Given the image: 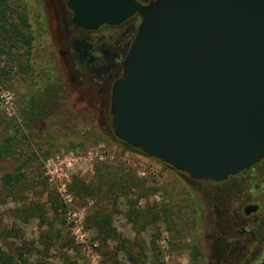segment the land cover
Segmentation results:
<instances>
[{
  "label": "rangeland",
  "instance_id": "obj_1",
  "mask_svg": "<svg viewBox=\"0 0 264 264\" xmlns=\"http://www.w3.org/2000/svg\"><path fill=\"white\" fill-rule=\"evenodd\" d=\"M9 3L24 10L33 41L8 55L0 42V145L18 132L14 154L0 158V264L260 263L258 239L235 232L247 228L246 205L261 207L253 218L264 214V163L214 185L115 144L99 116L94 128L88 117L69 124L44 113L63 92L80 109L57 58L56 25L47 0ZM31 106L42 115H29ZM20 167L24 183L4 188L2 177Z\"/></svg>",
  "mask_w": 264,
  "mask_h": 264
},
{
  "label": "water",
  "instance_id": "obj_2",
  "mask_svg": "<svg viewBox=\"0 0 264 264\" xmlns=\"http://www.w3.org/2000/svg\"><path fill=\"white\" fill-rule=\"evenodd\" d=\"M68 7L86 30L141 18L111 94L120 140L217 183L264 160V0H69Z\"/></svg>",
  "mask_w": 264,
  "mask_h": 264
},
{
  "label": "flooded vegetation",
  "instance_id": "obj_3",
  "mask_svg": "<svg viewBox=\"0 0 264 264\" xmlns=\"http://www.w3.org/2000/svg\"><path fill=\"white\" fill-rule=\"evenodd\" d=\"M68 1L47 0L49 16L56 25L52 40L58 49L57 58L66 68L69 88L76 96L80 109L76 106L75 108L71 107L67 98L70 97V94L63 92L65 96L62 95L60 98L53 96L52 102L45 105L43 112H48L50 115L53 112L57 113L61 117H65V121L69 124L74 122L77 124L81 117H88L91 119L92 127L95 128L100 125L101 130L106 131L108 135H112L110 132L112 130L114 133V127L111 115V94L113 88L125 73L123 63L138 32L141 18L138 14H135L119 25H102L96 30H86L73 24L74 15L68 7ZM135 1L147 6L156 0ZM37 109L35 107L30 108L29 115L41 116L42 114L36 112ZM96 116L101 117L103 120L99 125L93 120ZM262 163H264V160H261L250 170L238 175L249 173ZM235 176H229L219 183L211 180L207 181L214 185H220ZM225 204L230 206L229 215H235L238 221H241L240 208L234 212L231 211V205L234 204L233 200L230 202L225 200ZM247 206H257V209L255 212L246 215L244 210ZM260 209L261 207L256 204L246 205L242 210V214L244 220L247 221V228L242 227L235 232L240 237H250V240H243L244 243L254 242L258 239L256 256L259 257L262 256V252L264 253V214L259 219L253 218V215L257 214ZM255 232L259 235L256 236ZM260 232L263 234L262 237ZM223 245L224 254H228L232 245L228 242ZM263 259L264 256H262L261 262Z\"/></svg>",
  "mask_w": 264,
  "mask_h": 264
},
{
  "label": "trees",
  "instance_id": "obj_4",
  "mask_svg": "<svg viewBox=\"0 0 264 264\" xmlns=\"http://www.w3.org/2000/svg\"><path fill=\"white\" fill-rule=\"evenodd\" d=\"M33 37L29 32V25L26 18L24 10H17V8H12L9 0H0V42L4 43V50L8 55L13 47L26 48V51L31 49V43ZM33 106H31V109ZM28 113H26L25 116ZM28 118V117H27ZM16 133H18L16 131ZM16 133L13 136H8L5 138L0 145V158L10 157L14 154V145L16 141ZM115 144L123 145L124 149L139 154L141 156L147 157L142 151L127 145L125 142L120 140L114 133ZM26 177L24 173L21 172V167L16 173L5 174L2 177V186L4 188H13L18 184L24 183ZM200 252L196 247L192 248V257L194 260L198 259Z\"/></svg>",
  "mask_w": 264,
  "mask_h": 264
}]
</instances>
